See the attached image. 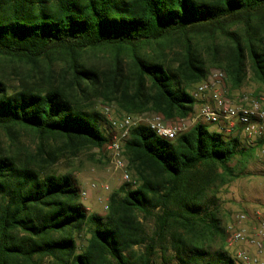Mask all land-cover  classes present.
<instances>
[{"label": "trees", "instance_id": "obj_1", "mask_svg": "<svg viewBox=\"0 0 264 264\" xmlns=\"http://www.w3.org/2000/svg\"><path fill=\"white\" fill-rule=\"evenodd\" d=\"M91 51L112 52L111 61L87 65ZM6 62L24 65L28 78L10 91L0 71V130L13 148L15 128L39 142L28 154L0 147V264H153L156 249L176 264H237L208 195L238 177L227 166L243 153L238 137L202 124L173 141L131 129L124 156L133 183L109 195L104 216L87 213L73 176L50 168L108 143L107 121L84 105L90 97L125 115L176 120L193 113L190 90L210 68L237 89L248 62L264 86V0H0Z\"/></svg>", "mask_w": 264, "mask_h": 264}, {"label": "rangeland", "instance_id": "obj_2", "mask_svg": "<svg viewBox=\"0 0 264 264\" xmlns=\"http://www.w3.org/2000/svg\"><path fill=\"white\" fill-rule=\"evenodd\" d=\"M233 31H238L235 27ZM240 34V33H239ZM216 43L220 46L225 45L223 37H219ZM155 47H149L147 50L152 51ZM177 50V49H176ZM202 54L206 56V52L202 50ZM112 52L109 51H91L82 56V60L87 65H93L99 68H105L111 61ZM169 58H174V54H169ZM124 66L128 64V59L123 57ZM245 80L240 88L234 89L225 80V91L232 97L237 95L246 94L254 97L264 95V86L258 84L249 68L248 62L246 63ZM62 64L55 62L53 70L59 76L61 73ZM213 70L210 68L209 72ZM0 71L3 78L6 81L10 91H14L18 88L20 79H27L28 68L24 65L17 63H2L0 65ZM195 85L191 88L192 93ZM84 105L90 108L92 111L99 113L108 122L109 119H121L125 114L118 109V107L112 104H106L100 98L90 97L84 101ZM198 106L194 104V108ZM108 109V111H106ZM151 114V113H147ZM103 123V129L107 135H112L113 131L109 128L108 123ZM206 129L212 131L214 126L206 124ZM13 140L17 141L13 148L12 141L9 136L0 130V147L4 149H10L14 152L17 150L20 153L28 154L35 151L36 145L39 139L32 131L15 128L12 131ZM240 150L243 152V156L238 155L227 166L238 177L229 181L228 183L217 186L214 193H209L208 197L214 201L218 208L219 218L222 226L225 228L232 223V217L235 214H250L257 209H264V165L262 164V156L260 150L254 145V143L240 137ZM49 147L53 144L49 141ZM248 154V155H247ZM124 159L127 161L126 157ZM50 170L57 175L70 174L73 176L80 191L86 190L87 197L80 202L85 207L88 214H97L104 216L106 214V206L108 203L109 195L118 189L125 183H133L132 173L128 169L129 180L125 181L122 177V173L114 169L110 163L106 153L101 150L93 149L91 151H85L78 154L76 157H70L65 154L60 157ZM222 169L218 170L221 173ZM95 184L96 189L90 190V185ZM107 186L108 190H103V187ZM147 228H152V223L149 220H142ZM88 236L81 233L75 237L78 252L82 250L86 243ZM240 245L228 246L225 245L226 251L234 257L235 253L242 249ZM135 252L137 254L143 253V247H136ZM250 253H254L252 248H249ZM153 264H176V261L172 259V252L169 250L165 254L160 249H156V254L152 257Z\"/></svg>", "mask_w": 264, "mask_h": 264}, {"label": "built area", "instance_id": "obj_3", "mask_svg": "<svg viewBox=\"0 0 264 264\" xmlns=\"http://www.w3.org/2000/svg\"><path fill=\"white\" fill-rule=\"evenodd\" d=\"M226 76L222 70H211L206 78L196 84L192 92L195 103L193 113L184 119L167 120L160 114L125 115L121 119H109L113 131L108 143L101 149L106 153L114 169L129 180L128 163L124 159V145L129 139L131 129L137 126L148 127L158 137L173 141L189 131L196 124H210L215 132L225 138L242 137L260 150L264 165V95L246 94L230 96L225 91ZM108 111V109H106ZM90 190L96 185L91 184ZM103 190H108L107 186ZM87 191H80L85 199ZM226 245H240L243 248L234 255L237 264H264V209L250 214H235L232 223L226 228ZM249 248L254 253L248 251Z\"/></svg>", "mask_w": 264, "mask_h": 264}, {"label": "crops", "instance_id": "obj_4", "mask_svg": "<svg viewBox=\"0 0 264 264\" xmlns=\"http://www.w3.org/2000/svg\"><path fill=\"white\" fill-rule=\"evenodd\" d=\"M212 131H215V129H213Z\"/></svg>", "mask_w": 264, "mask_h": 264}]
</instances>
